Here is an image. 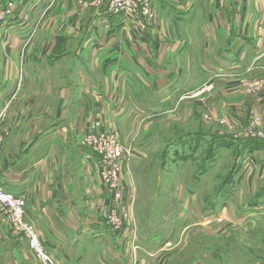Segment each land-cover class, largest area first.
I'll use <instances>...</instances> for the list:
<instances>
[{
	"label": "crops",
	"instance_id": "obj_1",
	"mask_svg": "<svg viewBox=\"0 0 264 264\" xmlns=\"http://www.w3.org/2000/svg\"><path fill=\"white\" fill-rule=\"evenodd\" d=\"M9 2L0 40V187L25 198L56 264H150L161 248L136 228L114 233L106 224L100 156L81 137L99 113L124 142L134 135L130 161L143 160L155 144L143 140L155 118L176 105L191 115L190 93L212 80L206 111L214 121L228 116L230 127L243 128L249 113L264 119V0H152L155 25L141 12L111 15V0L0 6ZM242 144L236 175L253 179L247 191L258 194L264 139ZM126 185L129 207L134 188ZM0 245L3 264H38L1 212Z\"/></svg>",
	"mask_w": 264,
	"mask_h": 264
},
{
	"label": "rangeland",
	"instance_id": "obj_2",
	"mask_svg": "<svg viewBox=\"0 0 264 264\" xmlns=\"http://www.w3.org/2000/svg\"><path fill=\"white\" fill-rule=\"evenodd\" d=\"M94 1L97 6L101 2ZM157 19L156 12L151 25ZM4 26L5 22L0 40ZM212 82L190 93L196 104L186 103L191 115L176 105L155 118L148 138L143 139L155 144L149 145L143 160L129 159V173L122 181L124 190L127 182L134 193L132 203L127 207L124 202L123 210L144 243L161 248L157 253L163 256L149 258L150 264H264V209L247 205L264 196V187L258 194L248 193L247 185L252 190L254 180L248 184L236 175L244 164L238 159L244 151L242 140L264 139V119L249 113L243 128L230 127L228 116L214 121L206 111ZM197 96L198 102L192 98ZM133 136L131 142H124L120 133L121 143L132 156ZM234 140L238 144H232ZM260 184L264 186V178Z\"/></svg>",
	"mask_w": 264,
	"mask_h": 264
},
{
	"label": "built area",
	"instance_id": "obj_3",
	"mask_svg": "<svg viewBox=\"0 0 264 264\" xmlns=\"http://www.w3.org/2000/svg\"><path fill=\"white\" fill-rule=\"evenodd\" d=\"M12 8L13 3L5 8L0 7V37L6 14ZM109 11L113 16L122 17H133L137 12H141L148 24L156 19L155 8L151 0H111ZM137 31L136 28L133 30L135 36L138 34ZM96 115L97 120L92 122L88 131L81 137V143L100 156V179L109 194V202L105 205L107 224L116 233L126 232L132 224L126 210H123L125 190L122 180L129 173L128 162L132 157V152L121 143L118 129L104 128V122L99 120L101 114ZM0 142H2L1 138ZM260 208L264 209V205ZM260 208L256 207V209ZM0 212L7 224L21 234L38 264H56L33 222L27 216L26 201L23 196H15L0 187Z\"/></svg>",
	"mask_w": 264,
	"mask_h": 264
},
{
	"label": "trees",
	"instance_id": "obj_4",
	"mask_svg": "<svg viewBox=\"0 0 264 264\" xmlns=\"http://www.w3.org/2000/svg\"><path fill=\"white\" fill-rule=\"evenodd\" d=\"M260 202L261 201L259 200V197H258V198L253 199V201L251 203H249V205H250L251 208H254V207L256 208V207H258Z\"/></svg>",
	"mask_w": 264,
	"mask_h": 264
}]
</instances>
